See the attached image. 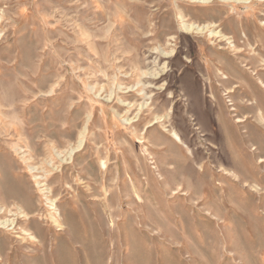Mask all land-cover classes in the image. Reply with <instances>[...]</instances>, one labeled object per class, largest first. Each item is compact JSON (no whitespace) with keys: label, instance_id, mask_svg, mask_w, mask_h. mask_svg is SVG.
<instances>
[{"label":"rangeland","instance_id":"374dc122","mask_svg":"<svg viewBox=\"0 0 264 264\" xmlns=\"http://www.w3.org/2000/svg\"><path fill=\"white\" fill-rule=\"evenodd\" d=\"M0 16V264H264V0Z\"/></svg>","mask_w":264,"mask_h":264},{"label":"bare ground","instance_id":"6f19581e","mask_svg":"<svg viewBox=\"0 0 264 264\" xmlns=\"http://www.w3.org/2000/svg\"><path fill=\"white\" fill-rule=\"evenodd\" d=\"M0 21H1V16H0ZM182 28L184 30L190 31L191 33H195V34H198V33H200L202 31V27H200V28L199 27H192L190 25H183ZM213 35H218L219 37H222V35L219 33V31L214 32ZM158 74H154V75L157 76ZM160 87H162V85ZM139 91H142V90H139ZM146 94H147V92L146 93H142V96L145 97ZM149 96L150 95H148L145 98H148ZM120 101L123 103V106H125L126 108L128 106H129V108H131L134 105H136L135 113L133 114V116L131 118H129V119L128 118H124L125 116L122 117L121 115L118 114L119 117L124 118L123 119L124 124H129L127 122H131L135 118L137 119L136 121H138L140 119V116L145 112V110L148 111V110L151 109V108H149L150 107V103H148V101L145 102V103L143 101V102H138V103H135V104H130L129 102L127 103L123 99L120 100ZM154 111H155V109H152V112H150L151 118L146 122L145 126L150 127V126H153L156 123H159L160 124V128H161L160 130L164 134H166L168 137H170V139H172L174 141L182 142V138H181L180 134L174 128L169 127L166 115L158 113V111H156V112H154ZM245 186L246 185H244L243 187H245ZM51 219L57 225V228H59V229L62 228L63 225L61 223H59L54 216L51 215ZM21 232H22L21 234H23L21 239H23V240H34L35 239V236L31 235V234L30 235L26 234L28 236H25V232H27L26 230H21Z\"/></svg>","mask_w":264,"mask_h":264}]
</instances>
